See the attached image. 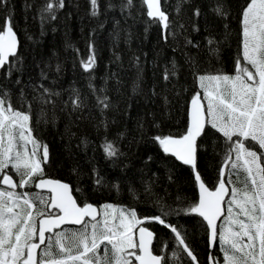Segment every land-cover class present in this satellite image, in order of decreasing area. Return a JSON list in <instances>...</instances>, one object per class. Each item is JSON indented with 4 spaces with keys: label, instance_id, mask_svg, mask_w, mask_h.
<instances>
[{
    "label": "trees",
    "instance_id": "trees-1",
    "mask_svg": "<svg viewBox=\"0 0 264 264\" xmlns=\"http://www.w3.org/2000/svg\"><path fill=\"white\" fill-rule=\"evenodd\" d=\"M48 2L7 0L0 8V22L7 11L19 38L15 67L10 74L0 72V92L30 115L34 136L47 145L45 175L68 181L81 205L111 203L135 209L140 218L170 212L166 223L182 231L200 264H209V253L223 264L218 242L209 246L206 222L196 214L176 213L198 202L192 168L164 153L154 137L186 131L189 102L201 92L197 75L235 74L236 61L242 60L245 0H161L170 21L167 31L147 15L142 0H133L131 7L127 0H98L96 15L90 0H64L51 13L43 11ZM93 54L95 64L85 71L83 63ZM173 65L175 75L165 80ZM104 97L107 108L98 103ZM77 99L79 107L73 104ZM106 142L118 150L116 156L105 154ZM198 143V169L214 188L224 138L209 127ZM15 190L47 194L34 184ZM223 222L221 217L218 225ZM145 224L155 233L154 252L174 264L175 234L158 222ZM179 255V264H191L182 250Z\"/></svg>",
    "mask_w": 264,
    "mask_h": 264
},
{
    "label": "snow or ice",
    "instance_id": "snow-or-ice-1",
    "mask_svg": "<svg viewBox=\"0 0 264 264\" xmlns=\"http://www.w3.org/2000/svg\"><path fill=\"white\" fill-rule=\"evenodd\" d=\"M6 3L0 0V8ZM90 3L96 15L98 0ZM142 3L147 15L167 31L170 21L161 0ZM132 4L133 0H127L125 6ZM57 6L62 8L64 0H49L43 11L51 13ZM216 11L224 14L222 7ZM240 15L242 60L237 59L235 74L197 75L202 94L191 98L186 131L177 137L157 135L154 139L164 153L192 168L198 186V202L176 213L196 214L206 222L209 246L218 242L223 264H264V0H245ZM90 47L94 53V46ZM17 56V34L5 11L0 22V71L10 74ZM94 64L93 54L83 67L88 71ZM170 75H175V65L171 72L165 70L164 79ZM44 92L50 94L47 89ZM98 103L109 106L107 97ZM73 104L80 106L78 99ZM30 119L27 112L12 105L6 91L0 92V184L7 186L0 188V264H169L166 254H154V233L144 226L153 221L175 234L174 264L183 259L180 250L191 264H200L182 231L166 223L170 212L162 209V215L140 218L135 209L111 203L99 209L88 202L81 206L68 183L46 178L43 165L49 162V149L34 136ZM209 127L224 138L214 190L206 186L197 163L198 138ZM104 152L110 158L118 154L111 142L105 143ZM9 169L19 177L18 183ZM33 184L47 194L15 190ZM221 217L224 222L218 225ZM208 261L219 264L212 253Z\"/></svg>",
    "mask_w": 264,
    "mask_h": 264
},
{
    "label": "water",
    "instance_id": "water-1",
    "mask_svg": "<svg viewBox=\"0 0 264 264\" xmlns=\"http://www.w3.org/2000/svg\"><path fill=\"white\" fill-rule=\"evenodd\" d=\"M15 31V30H14ZM16 32V31H15ZM17 34V33H16ZM17 39H18V47H19V38H18V35H17ZM1 72V71H0ZM191 101V100H190ZM189 106H190V102H189ZM174 137H177V136H174ZM11 175V174H10ZM46 178H52V179H56V180H60V181H62V182H64V183H68L69 185H70V183L68 182V181H66V180H64V179H61V178H57V177H52V176H46ZM14 179V178H13ZM206 186H208L207 184H206ZM209 187V186H208ZM211 190H214V188H211V187H209ZM70 189H71V191H72V187H71V185H70ZM40 190H45V191H47L46 189H40ZM72 194L74 195V193H73V191H72ZM198 195H199V190H198ZM75 197V196H74ZM76 198V197H75ZM89 203H91V204H93L95 207H97L98 209H99V206L97 205V204H95V203H92V202H89ZM81 205V204H80ZM82 206V205H81ZM223 207V209H224V213H225V205H223L222 206ZM218 222L219 221H217V224H218ZM144 226H146L150 231H152L153 233H154V231L151 229V228H149L146 224L144 225ZM137 236H138V233H137ZM154 237H155V233H154V236H153V241H154ZM153 241H152V244H153ZM154 254H156L155 252H154ZM137 264H138V262H137Z\"/></svg>",
    "mask_w": 264,
    "mask_h": 264
},
{
    "label": "flooded vegetation",
    "instance_id": "flooded-vegetation-1",
    "mask_svg": "<svg viewBox=\"0 0 264 264\" xmlns=\"http://www.w3.org/2000/svg\"><path fill=\"white\" fill-rule=\"evenodd\" d=\"M38 190H40V189H38ZM41 191H45V190H41ZM46 193H47V191H45ZM132 260H135V258L134 259H132Z\"/></svg>",
    "mask_w": 264,
    "mask_h": 264
}]
</instances>
